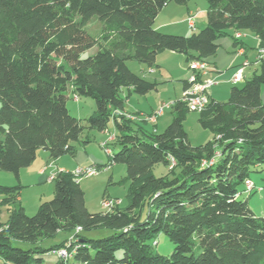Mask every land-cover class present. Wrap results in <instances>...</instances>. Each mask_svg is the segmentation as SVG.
<instances>
[{
	"label": "trees",
	"instance_id": "16d2710c",
	"mask_svg": "<svg viewBox=\"0 0 264 264\" xmlns=\"http://www.w3.org/2000/svg\"><path fill=\"white\" fill-rule=\"evenodd\" d=\"M188 1L0 0V170L20 180L40 150L55 159L74 155L86 127L105 131L112 121L109 165L124 163L129 184L126 205L91 211L78 176L60 170L54 197L33 215L19 203L21 184L0 185L9 210L0 221V264H49L48 255L62 248L68 256L56 255L55 264H264V216L241 197L251 172L264 168V55L227 101L209 97L198 111L214 135L203 144L189 139L191 109L182 99L171 103L172 120L161 132L147 131L125 108V87L158 89L129 60L154 67L171 50L207 61L221 36L237 44L238 31L255 33L264 51V0H207V23L190 35L155 27L164 6ZM95 15L102 27L92 34L86 27ZM71 89L96 101L88 125L69 111ZM158 163L174 170L157 176ZM109 165L98 164L99 171ZM61 231L75 236L48 243ZM161 233L174 243L170 254L155 248Z\"/></svg>",
	"mask_w": 264,
	"mask_h": 264
},
{
	"label": "rangeland",
	"instance_id": "374dc122",
	"mask_svg": "<svg viewBox=\"0 0 264 264\" xmlns=\"http://www.w3.org/2000/svg\"><path fill=\"white\" fill-rule=\"evenodd\" d=\"M192 1H194L195 9H197L199 12L202 10L204 11L203 8L208 5L207 0ZM186 20L189 22L188 17ZM159 21L160 20H158V23ZM197 24L198 27L195 29V32H198L201 28H203L200 27L198 20ZM101 27V21L98 16L95 15L89 20L86 28L92 34H96L100 31ZM248 32L250 33V31ZM179 35H182V33ZM97 50L98 47L95 46L90 50L83 52V56H88L89 54L95 53ZM182 57L183 56L180 55L166 56L165 54L160 56L159 59H162L163 65L160 67V70H157L155 73H152L149 69V66L145 63H141L135 59L128 61L129 67L140 76L146 77L148 80L158 83V89L147 94H137L133 91L132 93H129V90L126 87L122 91L123 96L126 98V111H128V113L134 117V121L143 125L144 129L147 131L151 132L153 130H157L158 132H161L172 120L173 107L171 106L165 109L164 114L158 118L156 125L152 124L155 122H149L145 120L142 117V114H145L146 112L150 113L151 110L159 109V107L163 104L169 105L170 103L182 98L183 78H188L190 75L187 62ZM241 84H243V81L237 83L239 86ZM232 86L233 84L223 83L221 79L217 78L215 84L209 88L207 93L208 95L209 92L214 93V97L219 101H227ZM67 106L72 115L80 118L83 124L88 125L87 119L95 111L96 101L94 98L86 96H78V98L75 99V94L70 91L68 94ZM140 111L143 112L140 113ZM198 119L199 112L197 110H190L184 121V127L188 132L189 139L193 145L203 144L212 139L214 136L213 132L209 128H204ZM112 123L113 122L111 121L109 124V129L105 131L86 127L84 129L82 138L83 140H88V142H83V140L75 141L74 144L77 148V152L74 155L66 154L61 156L62 158L60 161H58V164L66 166V168L72 172L80 167L87 168L92 165L98 167V164L100 163H106L109 165L110 157L105 148L102 146V143L108 140V146L113 148V142H115V139H109L112 137L113 132L116 129L113 127L114 125ZM43 151L44 150H40L38 153L39 156L41 153H43ZM80 158H85L83 161L84 163L78 162V159ZM54 159L55 158H49V160L52 161H55L58 158L55 160ZM43 163H46V161L44 160ZM78 163H80V167H78ZM51 166L52 169L55 167L57 170L58 166L56 164L51 163ZM169 170H174V168L172 166L166 167L162 163H158L154 166V173L157 176L165 174ZM34 176L35 174L32 173L23 174V179L21 181L17 179L13 172L0 170V185L15 186L21 184L23 186L19 203H21V205L25 208V212L29 215L35 214L40 204L45 200L52 199L55 194V185L52 180H45L37 183V178L35 179ZM126 176L127 170L124 163H114L110 164L109 166H103L102 170H100L97 175L79 176V179H81V186L86 193L85 196L87 199V207L91 211L107 210L102 204L104 197L119 198L122 200V204L126 205L129 184L122 182ZM251 178L253 179L255 186L253 192L248 193L250 190H247V192H243L241 197L249 198V205L252 210L256 214L264 216V168L262 169V167H260L258 170L251 172ZM2 198L3 195L0 194V199ZM8 212L9 210L7 209V205L0 203V221L7 220L9 214ZM75 233H77V231ZM74 236L75 234L72 232L69 233L61 231L55 238L47 241L50 243L65 239L71 240L74 238ZM155 243V248L162 254H170L174 250V243L164 233H161L158 236ZM49 264H55V262L49 261Z\"/></svg>",
	"mask_w": 264,
	"mask_h": 264
},
{
	"label": "crops",
	"instance_id": "0c3cea01",
	"mask_svg": "<svg viewBox=\"0 0 264 264\" xmlns=\"http://www.w3.org/2000/svg\"><path fill=\"white\" fill-rule=\"evenodd\" d=\"M207 8H208V5H206L203 8L204 11L203 10L201 12L197 11V9H195L194 1L192 0H189L185 4H178L175 2L168 3L166 6H164V8L160 11L158 16L156 17L155 27L166 33H173V34L182 33V35L183 34L190 35L193 32H195V29H197L198 27L197 20L199 22L200 27H204L206 25ZM189 15L194 16L195 28L191 27L189 22L186 20V18ZM158 20H160L159 23H158ZM238 32L241 34V36L239 37V41L237 44L234 42V38H232V36L229 34L221 36L217 40L219 44L218 49L214 55L209 56L207 58V61L210 66V70L208 73L203 75V78L210 77L215 80H217L218 78V79H221L223 83L234 85L235 83H233L232 77L239 68L244 67V77L240 82L244 81L245 78L252 76L253 73L258 69L259 62H260V49L258 48L259 46L258 36L253 32H250V33L248 31H238ZM234 33H237V32H234ZM164 54L166 56H179V55L183 56L182 58L186 60L187 66L189 68V60L186 54L167 50L158 55L157 60H156V65L154 67L149 66V69L152 73L153 72L155 73L157 70H160V67H162L163 61L162 59H159V58L160 56H163ZM246 61H248V64L244 66V63ZM188 71H190V75L188 78H183V87H184V80H188L193 72L192 69L190 68L188 69ZM128 90H129V93H132V90L130 88H128ZM70 91H72V89ZM209 97L215 98L214 93L209 92ZM262 100L264 102V87L262 89ZM153 110H151L150 112H152ZM141 112L143 111H140V113ZM152 124L156 125L157 122L152 123ZM113 127L115 128V126ZM115 134H116V130L113 132L114 136ZM114 139L115 137L112 140ZM49 156L50 155L46 150H44L40 156L38 154L37 159L30 166L23 168L20 171V180L22 181L23 174L32 173V174H35L34 177L35 179L37 178V183H40L45 180H52L51 177L55 175L57 171L68 170L66 166L58 164V161H60L62 157L58 158L57 160L54 159L55 161H52V160H49V158L51 157ZM44 160L46 161V163H43ZM78 160H79L78 162L84 163L83 161L85 160V158L84 159L80 158ZM51 163L52 164L54 163L58 166L57 170L55 169V167H53L52 169ZM78 167H80V163H78ZM49 169H50V172H49ZM86 204H87V199H86ZM56 258L57 256L54 254L48 255L49 261H54Z\"/></svg>",
	"mask_w": 264,
	"mask_h": 264
},
{
	"label": "built area",
	"instance_id": "2783aa9c",
	"mask_svg": "<svg viewBox=\"0 0 264 264\" xmlns=\"http://www.w3.org/2000/svg\"><path fill=\"white\" fill-rule=\"evenodd\" d=\"M189 24L191 27L195 28V21H194V16L189 15L188 16ZM241 34L239 32L236 33V37H240ZM264 55V51L260 50V57ZM248 64V61L244 63V66ZM189 68L192 69V75L188 79V86L183 90V96L182 100L187 104V106L191 110H197L200 111L202 110L209 102V95L207 91L209 88L215 84L216 80L210 77L203 78V75L209 72L210 66L209 63L205 60H199V59H193L189 62ZM244 77V67H241L237 70V72L233 75L232 81L233 83H238L240 82ZM78 98V95L75 94V99ZM167 104H163L159 107V109H154L150 113H145L142 114V117L149 121V122H156L158 118L164 114L165 109L169 107ZM132 119H134L133 116L128 114ZM143 119V120H144ZM115 136L112 135V137L109 140H112ZM108 140L104 141L102 143V146L105 148L108 145ZM109 151V149L107 148ZM74 173L78 176H93L97 175L99 173V168L92 165L87 168H77ZM53 178V176L51 177ZM254 182L251 180L246 181V191L251 190L254 188ZM122 203V200L119 198H111V197H104L102 204L106 209H112L113 207L120 205ZM77 232L81 231V228L78 227L76 229ZM55 255L58 256H68V252L66 248L59 249L54 252Z\"/></svg>",
	"mask_w": 264,
	"mask_h": 264
}]
</instances>
